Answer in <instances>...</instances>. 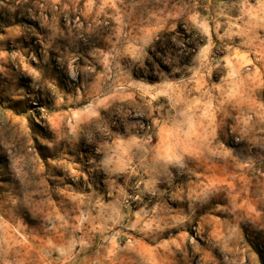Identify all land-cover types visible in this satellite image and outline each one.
<instances>
[{
	"label": "rangeland",
	"instance_id": "rangeland-1",
	"mask_svg": "<svg viewBox=\"0 0 264 264\" xmlns=\"http://www.w3.org/2000/svg\"><path fill=\"white\" fill-rule=\"evenodd\" d=\"M0 264H264V0H0Z\"/></svg>",
	"mask_w": 264,
	"mask_h": 264
}]
</instances>
